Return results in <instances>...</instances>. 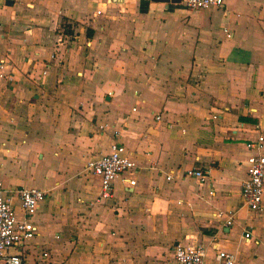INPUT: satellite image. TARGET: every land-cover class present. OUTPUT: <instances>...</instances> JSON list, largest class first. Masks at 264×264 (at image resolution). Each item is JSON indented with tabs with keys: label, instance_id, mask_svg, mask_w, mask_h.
I'll return each mask as SVG.
<instances>
[{
	"label": "crops",
	"instance_id": "obj_1",
	"mask_svg": "<svg viewBox=\"0 0 264 264\" xmlns=\"http://www.w3.org/2000/svg\"><path fill=\"white\" fill-rule=\"evenodd\" d=\"M0 62V183L45 193L22 264H175L176 243L264 264V195L239 194L245 144L264 154V0H0ZM112 142L136 169L97 201L85 166Z\"/></svg>",
	"mask_w": 264,
	"mask_h": 264
},
{
	"label": "built area",
	"instance_id": "obj_2",
	"mask_svg": "<svg viewBox=\"0 0 264 264\" xmlns=\"http://www.w3.org/2000/svg\"><path fill=\"white\" fill-rule=\"evenodd\" d=\"M176 1L178 6L190 12L219 9L224 3V0ZM2 65L3 62H0V68ZM245 148L252 153L246 159V178L240 184V200L247 210L258 212L261 209L264 195V154L260 152L263 149V138L257 137L255 141L247 142ZM135 167L124 147L116 142L108 146L106 154L93 162H88L85 171L98 180L99 189L96 200L110 199L115 179L125 173H133ZM184 174L198 179L200 183L204 179L199 171L187 170ZM134 184L133 180L127 182V186L131 188ZM44 197L45 193L38 189L6 190L0 183V264H22L19 249L33 239L37 233L30 218ZM15 201L21 214L20 217L16 213ZM216 216L220 217L221 214L218 213ZM226 225H229L228 221ZM249 238V232H244L243 239L248 241ZM212 247L216 264H234V257L230 253L215 248L214 244ZM42 256L44 257L45 254ZM172 256L175 264H206L204 249L200 245L184 246L176 243L173 245Z\"/></svg>",
	"mask_w": 264,
	"mask_h": 264
}]
</instances>
